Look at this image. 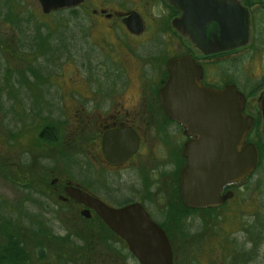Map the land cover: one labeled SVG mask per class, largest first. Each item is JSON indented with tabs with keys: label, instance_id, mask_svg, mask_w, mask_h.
<instances>
[{
	"label": "rangeland",
	"instance_id": "374dc122",
	"mask_svg": "<svg viewBox=\"0 0 264 264\" xmlns=\"http://www.w3.org/2000/svg\"><path fill=\"white\" fill-rule=\"evenodd\" d=\"M247 1L253 8L249 42L227 53L228 59L239 57V64L236 69H228L225 80H233L238 85L246 97L247 113L256 119L255 132L249 136L248 142L256 146L259 163L253 175L239 186L238 198L229 201L222 213H217L218 220L210 219L206 214L191 215L186 225L190 224L192 229L187 230L188 235L186 230L183 231L186 239L181 237L173 243L174 264H264V140L258 109V100L264 89L258 87L253 90L264 80V2ZM140 2L85 0L84 6L78 10V20L67 27V14L63 17L52 13L44 15L37 0H0V48L5 50L4 55L0 53V66L4 68L2 72L5 69L13 72L15 86L12 91L16 92L11 95V89L3 91L7 87L0 83L3 91L0 97V165L6 164L12 169V164H18L20 171H24L34 163L40 171L43 170L42 165L53 169V180H57L59 185H53L55 198L50 200L51 204L40 196L36 199L43 203L46 201L49 212L51 209L57 212L44 213L43 226L52 236L62 237L66 232L72 236L73 230L77 232L82 227L80 219L74 220L80 210L71 204L67 207L60 201V184L81 185L99 195L110 207H115L145 199V184L141 176V173L144 175L143 167L155 170L154 175H150V180L155 181L160 178L159 172L172 171L167 148L157 142L152 143L150 132L148 140L146 134L143 135L142 157L136 159V164H127L120 169H106L101 161L98 142L97 145L89 144L95 134L93 132L100 130L98 124L109 116H132L145 112V106L152 103L149 96L152 84L159 81L167 61L187 51L198 57L193 47L174 33L169 19H166L167 12L170 13L166 5ZM101 7L110 13L139 10L144 20V32L132 36L119 19L106 20L93 15V11ZM62 21L66 25H62ZM39 27H42L39 36H43L42 31H47L52 39H59L64 46L60 47L58 40H52L57 49L55 56L49 62L39 59L34 65L36 60L24 47L29 46V38ZM15 31L19 34L15 35ZM41 37L39 42L43 43ZM43 48L46 49L47 45ZM149 61L158 69L150 66ZM28 64L32 67L40 65L38 75L20 86L16 82L19 72L30 78L25 72ZM229 64L223 62L221 66H207L209 79L219 77L218 80H207L216 84L221 79L224 81L217 72ZM29 82L40 84L28 88ZM45 104L48 106L46 109L43 108ZM32 105L35 112L42 111L41 116H46L50 122L61 123L64 149L69 146V150L32 147L37 136L36 128L42 124L36 120L37 117L28 116ZM84 124L87 127L82 128ZM82 129L86 130L81 132ZM179 141L181 145L182 139ZM175 143L176 139H172L170 149L173 151H176ZM174 153L171 151L170 160H174ZM146 183V186L150 185L148 179ZM168 196V191L160 188L153 199L144 201L153 221L159 223L162 220L159 212L167 207ZM29 200L0 174V202L5 211H12L18 204L29 206ZM26 221L23 222L28 224ZM70 225L78 228L72 229ZM113 248L119 253L115 255L118 260L107 262L137 264L130 258L124 244L113 242ZM106 252L97 250L95 253H109Z\"/></svg>",
	"mask_w": 264,
	"mask_h": 264
},
{
	"label": "water",
	"instance_id": "95a60500",
	"mask_svg": "<svg viewBox=\"0 0 264 264\" xmlns=\"http://www.w3.org/2000/svg\"><path fill=\"white\" fill-rule=\"evenodd\" d=\"M180 13L172 28L203 55L231 51L249 40V14L241 0H163ZM264 2V0H262ZM44 15L80 6L83 0H37ZM127 32L138 36L143 25L136 13L121 21ZM168 78L158 92L159 105L176 121L186 143V165L179 174V192L187 208H213L223 202L222 189L243 182L257 165V151L245 144L253 119L243 115L245 97L235 86L221 91L203 88L201 68L191 56L166 63ZM264 140V91L258 100ZM138 137L130 129L108 131L102 136V152L110 165L121 164L138 150ZM67 199L92 211L116 237L124 242L137 264H174L165 233L138 204L111 208L77 187L64 189Z\"/></svg>",
	"mask_w": 264,
	"mask_h": 264
},
{
	"label": "trees",
	"instance_id": "16d2710c",
	"mask_svg": "<svg viewBox=\"0 0 264 264\" xmlns=\"http://www.w3.org/2000/svg\"><path fill=\"white\" fill-rule=\"evenodd\" d=\"M78 12V9H70L66 11H59L51 15L63 17L67 14L69 18V21L67 20L69 25H66L63 21L61 24L69 27L71 22L78 20ZM41 28L42 27L36 29L33 35H31V38H29V46L24 47L27 49V53L30 52L31 54H28L33 55L36 60L34 65H36V62L39 59L49 62V59L55 56L54 52H57V49L56 45L53 44L55 42H52V40H58L57 43H59L60 47L64 46L59 39H52L51 34L47 31L42 32L48 33V35L43 33L42 37L39 36ZM19 30L20 29H18V31ZM18 31H15V35L19 34ZM40 37L43 40V43L39 42ZM45 44L47 45L46 49L43 48ZM42 48L44 50H42ZM0 53H3L4 55L5 50L0 48ZM31 59L32 56H30V60ZM229 65V68H234L237 64L230 63ZM27 66L28 67L25 72L28 73L30 78L26 77L24 72H19V79H16V82L20 86L26 84L28 79L30 81L31 78L35 79L36 74L38 75L37 70L40 68V65L38 67H32L28 64ZM1 69L3 70L4 68H1L0 66V83L2 82V85L7 87L6 89L3 88V91L7 92L8 89H11L10 93L11 95H14L16 92L12 91V87L15 86L13 84L15 79L13 77V72L9 69H5V72H2ZM10 82H12V84H9ZM39 84V82H29L28 88L38 87ZM263 86L264 80L259 85L255 86L256 88L254 87L253 90L255 91L258 87L262 88ZM3 91L0 90V97L1 94H3ZM1 103L2 101L0 98V104ZM47 104L43 106L44 109L48 107ZM41 113L43 112L41 111ZM41 113L35 112L33 105L30 106V113H28V116L31 118L37 117L36 120L39 119L42 123L36 128L37 136L34 138L32 147L36 149L48 148L69 150V146L67 149H64L61 123H52L46 116H41ZM33 119L35 120V118ZM47 168L48 167L45 165H42L43 170L40 171L35 167V164L32 163V165H29L27 169L20 171L18 164H12V169L6 164L0 165L1 176L7 181L9 180L13 183L20 192L25 194L27 198L30 199L29 206H27L26 203L18 204L12 211H5L4 205L0 202V264H50L51 261L54 264L57 262L59 264H115L109 261L107 262V260H118L115 255H119V253L113 248V242H122L96 217L86 220L79 214H76L74 220L76 221V219H80L82 227H75L79 230H77V232H74L73 230L72 236L67 232L66 235L62 237L48 234L47 230L43 226L44 213L57 214V212L53 209L49 212V205L46 203L48 200L50 203V200L55 198L54 192L52 193L53 185L51 182L55 176L52 171L53 169ZM37 196L44 198L46 200L45 203L36 200L38 199ZM52 203L54 208V202L52 201ZM68 204L76 207L72 203L66 204L63 202V205H66L67 207ZM27 207H29L33 213H31ZM33 209H36V211ZM25 220H27L26 222L28 224L23 222ZM75 228L72 227V229ZM96 233L97 236L95 237ZM186 235H188L187 231ZM73 236L75 238H73ZM97 250H103L105 252L107 251L106 253H109L105 255L100 253L97 255L95 253ZM129 256L133 259L130 254Z\"/></svg>",
	"mask_w": 264,
	"mask_h": 264
},
{
	"label": "flooded vegetation",
	"instance_id": "af4514ba",
	"mask_svg": "<svg viewBox=\"0 0 264 264\" xmlns=\"http://www.w3.org/2000/svg\"><path fill=\"white\" fill-rule=\"evenodd\" d=\"M137 1L138 2L141 1L140 3L143 2L144 4H147V5L148 4L152 5V4L157 3V2H160L164 5H166V7L170 10V13L167 12V14H166L167 17H169V18L166 17V19H169L170 25L174 19L180 17V13L177 12L176 10H174L173 8H171L163 0H137ZM84 3H85V0H83V3L75 9L79 10L80 7L84 6ZM241 6L244 7L249 14V33H250V26L252 24L251 14H252L253 8L248 6L247 0H241ZM131 13H136L138 15V17L141 20L142 25H143V31H142V33H143L145 30V25H144V20H143L142 15H141L139 10L132 9V10L126 11V12H121V11L117 10V11H112V13H110V12L106 11L105 8L101 7V8H98L97 10L93 11V15L101 16V17L105 18L106 20L119 19L120 22ZM171 27H172V25H171ZM174 33L177 36L181 37L176 31ZM183 39L186 40L185 38H183ZM186 41L188 42V44H190L188 40H186ZM238 49H236V50H238ZM232 51H224V52H220V53H216V54L203 55L200 52H198L197 50H195L196 55L198 57H195V55L193 53H189L187 51V52H184L180 55H177L176 57H173L172 59H179V58H183L186 56H191L193 59V62L201 68L202 78L199 81V83L205 89L214 90V91H221L225 86L232 85V86L236 87L238 92H240L238 87H237L238 85L236 83H234L233 80H228V81L225 80V75H226L228 69H236V68H238V64H239V57L234 58V59H228L227 53H230ZM223 62L224 63L230 62V63H234V64L236 63L237 65L234 68H229V67L220 68V71L217 72V74H219L220 76L222 75L221 78L224 77V81H221L222 80L221 79L220 83H217V84L212 83L211 81H208V80H218L219 77L217 79L210 77V79H209L208 75L206 73V69H207L206 67L207 66L216 67L218 65L221 66V64ZM147 63L150 66L153 65L151 61H149ZM166 63L164 65V70L161 73L159 81L156 84H152V88L150 89V94H149V96L151 97L150 99L152 100V103L150 104V106H148V104H147V106H145V112L144 113H137L136 115H132V116L130 114H125L123 116H120V115L109 116L103 123L98 124V127L100 130L97 132H93L95 134L93 135V137L90 138L91 141L89 142V144L97 145V142H98V147L100 149L102 164L104 167H106V169H109V170L120 169V168L126 166L127 164H130V165L136 164L135 163L136 159L141 156V151H142L143 143H144V136H143L144 133L146 134V138H147V134L150 132L152 143L157 142V143L161 144L164 148L165 147L167 148L168 161L171 163L172 171L159 172L160 173V174H158V175H160L159 179H157L156 181H155V179L150 180V175L153 174L155 172V170L147 169L148 166L146 165L147 168L143 167L144 168V175L141 173V176L143 177L144 184H145L144 189H143L145 191V197H144L145 199L143 198L144 200L141 202L129 201V202L125 203L124 205L115 206V207H111V208H122V207H125L128 205H131V204H138L145 210V212L149 215L150 219L152 220V218L149 214L150 211L148 212L147 208L144 205V201H146V200L149 201L150 199H153L157 195V192H159L160 188L161 189L163 188V190L168 191L169 196H168V203L166 204L167 207H165V210L163 212L158 211L159 214L162 216V220L159 223H157L153 220L152 221L159 228H161V230L165 233L167 240L169 241V244L171 246L172 254H173V258H174L175 252L173 249V243L181 240V237H184L186 239L183 231L184 230L187 231V230L192 229L191 228L192 226L190 224H189V226L186 225L187 224L186 221L187 220L189 221V218L191 217V215H193V214L194 215L195 214H200V215L206 214V216L210 217V219L216 218L218 220L219 216H217V213H222L223 210L225 209V207H227L229 201L233 200L235 197L238 198L237 192L239 191V186L244 181L241 183L231 184L229 186H225L220 193V196L223 198V202L219 206H216L213 208L201 209V208H187L183 205L181 198H180V192H179V174L186 165V159L183 157L184 147H185L186 143L192 141L193 138L186 137L184 135V129L176 121L168 119L166 117V115L163 113V111L159 105L158 92L163 87V85L165 84V82L168 78V74H167V70H166ZM152 67L156 69V67H154V66H152ZM247 111H248V105L245 103V107H244L242 113L244 116L251 117L253 119V126L245 138V142H244L245 144L249 143L248 138L250 135L253 134V132L255 130V125H256L255 117L250 116L247 113ZM136 123L138 124L137 126H136ZM85 127H87L86 124H84L82 126V128H85ZM123 129H130L137 135V137L139 139L138 140V143H139L138 150L131 158H129V160H127L121 164H118V165H110L105 161L104 156H103L102 147H101L102 136L104 133H106L108 131L123 130ZM85 130L86 129H82L81 132H84ZM179 138L182 139L181 145H180ZM172 139L173 140L176 139V143L174 144L176 151H173L172 149H170V143H171ZM147 140H148V138H147ZM254 147L257 151V158H258L257 165H258L259 153H258V150H257L255 145H254ZM171 151H172V153L175 152L173 155L174 160L173 159L170 160V158H169V155H171ZM166 162H167V160H166ZM256 167H255V169H256ZM254 171H253V173H254ZM140 172H141V170H140ZM253 173H252V175H253ZM146 178L149 180L150 185L146 186V184H147ZM57 182H58L57 180H53L52 185H54L55 187H58L59 185L57 186V184H58ZM67 186H75V187L79 188L80 190H82L83 192H85L86 194H88L89 196L101 201L106 206L110 207L108 204H106L104 201L101 200L102 198L99 195L94 194L93 192L85 189L81 185H73L70 182L60 184V190L62 192V196H59L60 201L64 202V203L74 204L80 210V212L83 211L85 208L83 206L77 205L74 202H72L71 200L67 199V197L64 194V189ZM153 188H154V190H152ZM235 192L237 193V195L235 194ZM95 217L97 218V216L92 211H90V218L86 219V220H90V219L95 218Z\"/></svg>",
	"mask_w": 264,
	"mask_h": 264
}]
</instances>
